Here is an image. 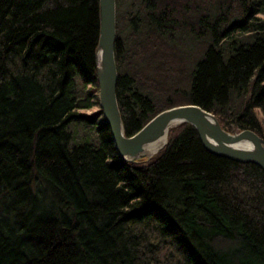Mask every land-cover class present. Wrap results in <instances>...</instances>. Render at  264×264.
<instances>
[{
	"label": "trees",
	"instance_id": "trees-1",
	"mask_svg": "<svg viewBox=\"0 0 264 264\" xmlns=\"http://www.w3.org/2000/svg\"><path fill=\"white\" fill-rule=\"evenodd\" d=\"M160 1L132 0L128 38L116 24L124 135L196 105L264 139V0ZM98 33L99 0H0V264H264L259 168L208 153L187 124L145 166L118 156ZM175 46L196 47L174 59L184 86L161 61ZM81 125L95 138L72 145Z\"/></svg>",
	"mask_w": 264,
	"mask_h": 264
},
{
	"label": "water",
	"instance_id": "water-1",
	"mask_svg": "<svg viewBox=\"0 0 264 264\" xmlns=\"http://www.w3.org/2000/svg\"><path fill=\"white\" fill-rule=\"evenodd\" d=\"M115 8L116 0H99L96 74L99 106L119 157L129 164L149 161L159 151L147 156L143 154L144 147L155 144L163 137L167 141L171 128L187 124L197 132L202 147L208 153L235 163L254 165L264 173V139L249 130L229 133L220 127L212 114L196 105H183L165 110L152 118L135 135H124L116 99Z\"/></svg>",
	"mask_w": 264,
	"mask_h": 264
},
{
	"label": "rangeland",
	"instance_id": "rangeland-1",
	"mask_svg": "<svg viewBox=\"0 0 264 264\" xmlns=\"http://www.w3.org/2000/svg\"><path fill=\"white\" fill-rule=\"evenodd\" d=\"M169 1H170V3L172 5L176 6L177 0H169ZM219 1H221V0H219ZM131 2H132V0H121L120 5H119L118 16H117V13H116L117 12V8H115V30H116V24H117V27H118L117 35H118V37L121 38V40H124L125 38H128L129 34H130V29H129V25H128L129 21L127 20V18H132L131 15L133 14V13L130 12L131 9L129 7V4ZM161 2L162 1L159 0V2H158L159 5L161 4ZM204 2L206 3V5H208V4L211 5L212 4V0H204ZM176 7L181 8L182 5H180V3H177ZM129 14H130V16H129ZM192 44H194V43H192ZM175 48H176V50L178 49V47H176V46H175ZM195 48L191 47V48H187V49L194 50ZM178 50L179 51H176L175 55L172 53V51L171 52L170 51L165 52V54L167 56H169L170 59L161 58V61L165 62L166 65H167V66H165V70L164 71H166L167 69L170 68L172 72H171V74L169 76H172V78H174V80H176L177 82L181 81V83H182L181 85L184 86V83H183V80H182L183 76H184V71L189 70V67L188 66L187 67H181L180 65H177L174 59L177 58L176 57L177 54L183 56L184 54H187L189 52H187L186 50H183V49H178ZM181 51H183V52H181ZM188 57H190V56H188ZM190 59L194 60L195 58H194V56H191L189 59L186 60L185 63L188 64L190 62ZM128 72L130 74H134L135 73L133 71V67L132 68L130 67L128 69ZM166 78H168V76H166ZM140 79H141V83L142 84L144 83L148 87V90H151V86L153 84V81H150L149 79H146L144 76H141ZM146 81L149 82V83H147L148 85L146 84ZM141 83H140V80H139V84L140 85H141ZM96 112H97V108H93L90 111H88L87 113L89 115H95ZM70 134H71V138H72V145L88 143L92 139L95 138L94 130H92L91 128H83L82 125L80 127H77V126L76 127H72L71 126L70 127Z\"/></svg>",
	"mask_w": 264,
	"mask_h": 264
},
{
	"label": "bare ground",
	"instance_id": "bare-ground-1",
	"mask_svg": "<svg viewBox=\"0 0 264 264\" xmlns=\"http://www.w3.org/2000/svg\"><path fill=\"white\" fill-rule=\"evenodd\" d=\"M151 13V16L152 17H155V15H154V12L153 11H151L150 12ZM98 37H99V33H98V36H97V40H98ZM97 45H98V43H97ZM97 48V47H96ZM95 59L97 60V57H96V51H95ZM97 85H98V80H97ZM98 89H99V85H98ZM100 107V106H99ZM118 110H119V107H118ZM119 113H120V111H119ZM211 114V113H210ZM120 117H121V115H120ZM108 127V126H107ZM109 128V127H108ZM110 130V129H109ZM140 131V130H139ZM138 131V132H139ZM243 131H246V130H243ZM250 131V130H249ZM137 132V133H138ZM196 132V131H195ZM240 132H242V131H240ZM252 132V131H251ZM237 133H239V132H237ZM254 133V132H253ZM110 134H111V131H110ZM196 134H197V132H196ZM233 134H236V133H233ZM255 134V133H254ZM197 136H198V134H197ZM258 136V135H257ZM111 138H112V135H111ZM198 139H199V136H198ZM112 142H113V139H112ZM166 142V144H167V141H165V137H163L162 139H160L158 142H156L155 144H153V145H149V146H147V147H144V149H143V154L144 155H147V156H151V155H153V154H155L157 151H161L165 146H166V144L164 145V143ZM164 145V146H163ZM113 146H114V149L116 150V148H115V145H114V142H113ZM163 146V147H162ZM162 147V148H161ZM119 156V155H118ZM148 163H150V161H142L141 162V166H145V165H147ZM240 164V163H239Z\"/></svg>",
	"mask_w": 264,
	"mask_h": 264
}]
</instances>
